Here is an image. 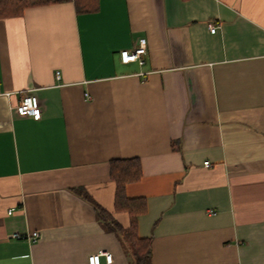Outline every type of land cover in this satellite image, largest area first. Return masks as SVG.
Wrapping results in <instances>:
<instances>
[{
    "label": "crops",
    "instance_id": "crops-1",
    "mask_svg": "<svg viewBox=\"0 0 264 264\" xmlns=\"http://www.w3.org/2000/svg\"><path fill=\"white\" fill-rule=\"evenodd\" d=\"M141 39L143 64H123ZM20 91L41 120L14 111ZM132 158L151 264H264V0H100L90 14L66 0L0 19V264H132L92 204L129 226L110 163Z\"/></svg>",
    "mask_w": 264,
    "mask_h": 264
},
{
    "label": "trees",
    "instance_id": "trees-1",
    "mask_svg": "<svg viewBox=\"0 0 264 264\" xmlns=\"http://www.w3.org/2000/svg\"><path fill=\"white\" fill-rule=\"evenodd\" d=\"M66 0H0V19L18 17L32 7L62 3ZM74 3L78 14H90L97 12L100 0H70ZM110 178L115 184L114 211L127 214L130 220L129 226L124 228L113 216L94 202L98 217L104 228L124 243L126 255L132 264H151L152 238H141L138 235V218L147 212V204L143 198L131 199L126 194L127 186L138 183L142 179L140 160L118 159L110 163ZM87 200L91 199L87 196Z\"/></svg>",
    "mask_w": 264,
    "mask_h": 264
},
{
    "label": "built area",
    "instance_id": "built-area-1",
    "mask_svg": "<svg viewBox=\"0 0 264 264\" xmlns=\"http://www.w3.org/2000/svg\"><path fill=\"white\" fill-rule=\"evenodd\" d=\"M209 29L212 34H215L219 31L220 27L214 24H210ZM146 51V40L141 39L139 41L138 46L134 49L121 51L120 60L123 64H131L138 62L142 65V57L146 54ZM19 94L22 96V98L20 103L16 107H13L14 111L21 117H32L36 121L41 120L43 107L35 92L20 91ZM205 165L209 166L210 164L209 162H206ZM9 214H11V212H9ZM10 238L36 242L41 239V235L39 232H30L24 235H21L19 233H13L12 235H10ZM101 258H104L105 264L113 263V256L111 253L107 251H100L99 253L90 255L88 257V264H101Z\"/></svg>",
    "mask_w": 264,
    "mask_h": 264
}]
</instances>
